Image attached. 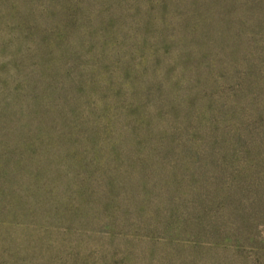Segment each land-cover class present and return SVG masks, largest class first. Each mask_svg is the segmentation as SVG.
Returning a JSON list of instances; mask_svg holds the SVG:
<instances>
[{
	"label": "rangeland",
	"instance_id": "rangeland-1",
	"mask_svg": "<svg viewBox=\"0 0 264 264\" xmlns=\"http://www.w3.org/2000/svg\"><path fill=\"white\" fill-rule=\"evenodd\" d=\"M0 264H264V0H0Z\"/></svg>",
	"mask_w": 264,
	"mask_h": 264
}]
</instances>
